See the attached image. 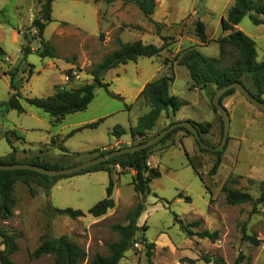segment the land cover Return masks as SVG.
I'll return each instance as SVG.
<instances>
[{
  "label": "rangeland",
  "instance_id": "rangeland-1",
  "mask_svg": "<svg viewBox=\"0 0 264 264\" xmlns=\"http://www.w3.org/2000/svg\"><path fill=\"white\" fill-rule=\"evenodd\" d=\"M232 5L233 0H156L152 19L161 26L158 32L133 0H56L52 7L53 21L44 31V39L54 54L51 58L40 56L43 47L32 25L39 14L40 0H0V102L9 100L11 74H14V83L25 109V113H18L7 105L0 107V155L12 151L9 144L12 142L17 147L20 161L45 156L42 160L57 162L66 168L97 157L102 151L138 144L140 139L117 142L112 132L115 126H121L128 130L122 140L131 139L130 127L150 109L137 91L162 76L174 77L170 95L184 105L174 116L170 112L163 114L149 138L171 121L180 122L177 120L189 115L192 119L214 124L216 139L204 138L208 144L217 146L221 141V120L211 105L216 86L211 85L207 90L208 97L206 91L193 88L188 70L180 66L175 57L196 49L206 57L217 58L218 40L231 33L222 30L221 19L227 16ZM199 21L205 25L209 39L206 44H202L196 34ZM237 29L254 40L257 62L264 61V25L256 26L246 16ZM119 40L123 43L140 40L158 47L167 43L166 49L157 57L140 58L105 73L109 92L120 95L124 101L97 87L88 108L67 115L58 126L51 124L49 115L26 102L27 98H44L57 90H73L93 83L92 70L119 48ZM24 46L32 50L27 56L22 52ZM233 60V55L228 53L224 64ZM244 81L255 93L250 78ZM237 100L250 106L255 113L245 111ZM223 106L230 114V131L224 163L216 176L209 175L215 161L213 154L202 152L195 142L192 147L189 142H175L172 138L151 150L148 164L158 168L162 175L151 183V192L146 196L136 193L133 188L134 171L112 167L115 207L98 218L89 214V210L106 197L109 174L105 171L62 178L49 191L36 182L30 186L17 182L14 216L6 221L0 219L1 227L19 235L18 250L11 256L12 260L16 264H54L52 255L38 259L31 255L44 237L63 235L86 251L87 259L83 264H88L97 254L108 256L109 245L119 239L113 227L127 225L128 213L144 204L145 211L137 219L140 229L119 264H148V252L152 254V264H189L187 259L194 260L195 264H205V255L212 260L207 264H216V257L223 258L224 264H264V205H258L257 212H253V206L248 204L229 205L223 192L229 172L254 178L248 180L245 177L244 181L242 176L236 177L235 187L252 191V194L258 191V188L253 189L254 180L264 181V113L237 92L225 98ZM100 119L103 122L97 128L84 129L67 137L74 129L73 123H94ZM54 136L57 142L62 141L61 145L68 153L52 144ZM103 145L105 149H101ZM91 151L98 154H90ZM189 158L202 175L203 182L190 165ZM187 197L190 202L186 201ZM53 208L80 210L84 215L71 219L55 213ZM175 215L184 225L203 220L200 227H191V230L194 233L219 231V240L212 243L197 236L189 237L175 220ZM242 227L248 235L259 240L258 246L242 240ZM144 237L152 244L151 249L145 246ZM4 248L0 237V251ZM241 255L243 259L239 260Z\"/></svg>",
  "mask_w": 264,
  "mask_h": 264
},
{
  "label": "trees",
  "instance_id": "trees-1",
  "mask_svg": "<svg viewBox=\"0 0 264 264\" xmlns=\"http://www.w3.org/2000/svg\"><path fill=\"white\" fill-rule=\"evenodd\" d=\"M54 1L56 0H40L41 6L39 14L32 23L33 27L36 28L38 32L37 37L39 38L40 44L43 47V50L40 53L41 57H54L49 43L44 39V31L47 25L53 21L52 7ZM133 1L138 6L139 10L144 14V16L148 18L150 22L154 23L158 29V32H160V24L153 21L152 19V16L156 10V0ZM246 16L250 18L254 25H264V0H233V5L229 9L227 16L221 19L222 30L230 31L231 33L218 40L219 56L217 58L206 57L199 53L196 49H189L182 54H177L175 59L180 66H184L188 70L190 78L193 82V88L209 90L211 85H215L217 91L228 84L236 82L243 84L247 88L244 79L250 78L252 85L256 89V92L254 93L248 88L247 90L255 98L264 102V61L261 63L257 62V52L254 40L244 34L241 30L237 29L238 25ZM196 34L202 44H206L209 41L206 35L205 25L201 21L197 23ZM166 47L167 43H164L162 46L158 47L153 44H145L140 40L132 43H123L119 40V48L105 56L104 59L92 70L91 75L94 77L93 83H86L83 86L73 90H57L53 95L44 98H27L26 102L29 105L41 110L43 113L49 115L51 118V124L53 126H58L63 122L67 115L85 111L90 103L94 100L95 89L97 87L104 88L109 92V84L106 83L104 79H101V77H104L106 72L115 69L120 65L128 64L129 62H137L140 58L157 57L163 50L166 49ZM228 49L230 50L228 51ZM31 51L32 50L29 46H24L22 49V52L25 56L30 54ZM228 53L233 55L234 60L229 64H224L225 56ZM11 75L12 80L10 88L12 89V94L7 102H0V107L7 105L9 109L16 110L18 113H25V109L21 103V93L14 83V74ZM173 82V76H162L148 82L144 86L140 93V97L146 99L147 103L150 105V111L146 115L140 117L138 119L137 125L131 128L130 134L133 140L140 139V143H143L150 139L151 137L149 138V136L156 127L162 115L169 112L175 114L181 108V106L184 105V103L180 102L178 98L170 95V86ZM235 93L236 91L234 89L229 90L221 98V104L223 105V100L225 98ZM109 94L115 99L124 101V98L120 95H116L111 92H109ZM212 109L216 114H218L216 108L213 105ZM219 118L221 120L222 139L223 122L220 116ZM102 122L103 119H100L97 122L79 127L71 131L67 137H71L75 133L83 131L84 129L97 128ZM191 122L196 125L202 139L208 144L204 137L210 136L212 134L213 125L211 123ZM173 123L175 122L171 121L168 126ZM166 128H163L162 130ZM179 131L186 132L188 135L194 138V136L185 128H178L166 136L157 145L162 142L170 141ZM125 133L126 131L121 126H115L112 132V134L117 139H119ZM61 143L62 141L57 142V137H52V144L59 146L63 153H68L66 148L63 147ZM195 143L202 152L213 154L215 156V161L213 162V165L209 171V175L216 176L223 163V155L226 147L222 152L212 153L208 150L202 149L196 140ZM9 144L11 146L12 152L6 157L0 156V164L11 165L17 163H28L50 169L65 168V166L62 164L57 162L49 163L42 160L41 158H33L30 161H20L17 158V148L14 147L12 142H9ZM155 146L133 154L115 157L106 163L89 168L83 172L64 177H48L28 170L0 171V219L6 221L13 218L17 205L16 199L14 197L15 185L19 181L23 182L27 186H30L32 182H36L39 187L49 191L56 184V182L62 178H69L99 171H105L109 174V185L106 190V197L96 203L89 210V214L96 218L104 216L110 209L115 207V201L113 199V191L115 187L112 168L113 166H118L124 171L131 170L135 172V175L132 178V184L136 193L146 196L151 192V183L154 180L159 179L162 175L158 168H152L148 164L151 150ZM109 152L110 151H102L100 154H98V152L95 151L91 152L90 154L97 153V157H99ZM189 160L190 165L193 167L196 174L203 182L202 175L198 172L197 167L193 164L191 158H189ZM226 199L229 205H236L247 201H252L254 203L253 212H255L258 205L264 202V181L261 183L260 196L257 199H254L249 193L234 189H230L228 191ZM186 201L190 202L191 199L187 197ZM53 211L59 215L67 216L71 219H78L84 215L82 211L73 210L70 208H53ZM144 211V204H139L134 210L128 213L127 217L129 223L127 225H115L113 229L118 233L119 239L109 245V255L101 256L97 254L88 262V264H119L124 258L125 253L132 247L134 243V237L137 231L140 229L137 225V219ZM175 220L180 223L181 228L188 234L189 237L197 236L200 239H208L212 243H215L220 238L219 231L211 232L209 230H203L194 233L191 230V227H200L204 223L203 220L194 221L189 225H184L182 220H180L177 215H175ZM241 233L242 240L250 243L253 246L259 245V240L255 236L248 235L245 227H242ZM0 237L3 240V245L5 247L3 251H0V263L16 264L12 260L11 256L18 250L16 241L19 238V235L9 233L0 226ZM143 240L145 242V246L151 249L152 244L147 242V238L144 237ZM47 255H52L54 257V264H83L87 259L86 251L73 242L67 235H63L59 238L44 237L39 247L32 253L31 257L33 259H38ZM151 256V252H148V264H152ZM242 259L243 255L240 256L239 260ZM203 260L205 264L212 261L206 255L203 256ZM214 260L216 264H224L225 262L223 258L218 257L214 258ZM187 261H189V264H195L194 260L187 259Z\"/></svg>",
  "mask_w": 264,
  "mask_h": 264
},
{
  "label": "water",
  "instance_id": "water-1",
  "mask_svg": "<svg viewBox=\"0 0 264 264\" xmlns=\"http://www.w3.org/2000/svg\"><path fill=\"white\" fill-rule=\"evenodd\" d=\"M101 79H104V77H101ZM231 89H234L249 104H251L253 107H255L256 109L264 113V102L255 98L243 84L236 82V83L228 84L218 89L212 98V105L216 108L223 122V136H222L221 142L217 146H211L205 143L196 125H194L191 121L185 120V121L175 122L171 124L166 129L152 136L150 139H148L147 141L143 143L133 145V146H128V147L117 149V150H113L105 155L81 162L79 164H76L70 167H66L62 169H50V168H45V167L34 165V164L17 163V164H11V165L0 164V171L28 170V171H33V172H36L38 174L48 176V177L70 176V175L83 172L97 165L106 163L115 157H119V156L126 155V154H133V153L151 148L157 145L166 136H168L170 133H172L178 128H185L189 133H191L194 136L196 142L199 144V146L202 149L208 150L212 153L222 152L225 149L226 144L228 143V139H229L230 114L227 111V109L221 104V98Z\"/></svg>",
  "mask_w": 264,
  "mask_h": 264
},
{
  "label": "crops",
  "instance_id": "crops-1",
  "mask_svg": "<svg viewBox=\"0 0 264 264\" xmlns=\"http://www.w3.org/2000/svg\"><path fill=\"white\" fill-rule=\"evenodd\" d=\"M146 85V84H145ZM145 85H142L139 89H138V96L140 97V93H141V91L143 90V88H144V86ZM201 91H206V97H208L207 96V90H201ZM198 93H200V92H198ZM238 101V103L240 104L239 106H242V108L245 110V111H247L248 113H255V112H253V110H252V108L250 107V106H247L246 104H244V103H242V102H240V100H237ZM242 101V100H241ZM147 107H149L150 108V105L147 103ZM149 111H150V109H149ZM176 114V113H175ZM175 114H173V116L175 115ZM161 119V118H160ZM138 120V119H137ZM182 120H188V121H194V122H197V123H210V122H208V121H205V120H202V119H198V120H196V119H192V117H190L189 115H186V116H183L181 119H179V120H177V121H182ZM159 122V121H158ZM173 122H176V121H173ZM137 123V122H136ZM87 124H90V123H81V122H76V123H73L72 125H71V127H73L74 129L73 130H75V129H77V128H79V127H82V126H84V125H87ZM158 124V123H157ZM170 124V123H169ZM213 126H214V124L213 123H211ZM217 124H218V119H217ZM137 124H135L134 126H132V127H135ZM132 127H130V129H129V132H130V130H131V128ZM156 127H157V125H156ZM216 127H217V129H218V125H216ZM124 129V128H123ZM126 132L128 131V130H126V129H124ZM213 130H214V127H213V129H212V134L209 136L210 138H212V139H216V134L217 133H215V132H213ZM59 135V134H58ZM58 135H56V136H58ZM124 135V134H123ZM122 135V136H123ZM131 135V134H130ZM56 136H54V137H56ZM60 136V135H59ZM122 136L119 138V139H117L116 138V140L115 141H117V142H131V140H132V137H131V139L130 140H128V141H124V140H122ZM174 139H175V142H189L191 145H192V147H193V142H195V140H194V138L193 137H191L190 135H188L186 132H183V131H179L178 133H176L175 135H174V137H173ZM207 138V137H206ZM14 145V144H13ZM14 147H16L15 145H14ZM17 148V147H16ZM101 149H105V147H104V145L101 147ZM12 152V151H11ZM10 152V153H11ZM92 152V151H91ZM9 153V154H10ZM8 154V155H9ZM1 156V155H0ZM5 156H7V155H4V156H2V157H5ZM40 158L41 159H45V156H40ZM223 163H224V160H223ZM222 163V164H223ZM222 166V165H221ZM221 168V167H220ZM220 170V169H219ZM88 174V173H87ZM240 174H234L233 172H229L228 173V178L226 179V183L224 184V186H223V192H224V197H225V199L227 198V193H228V191L230 190V189H234V190H238V191H241V192H245V193H249L254 199H257V198H255L256 196H258V195H260V187H261V181L262 180H259V181H257L256 179L254 180V188L253 189H255V188H258V191H257V193L256 194H252V191H249V190H244V189H242V188H239V187H235V185L237 184V180H236V177H238ZM242 176V179L241 180H244L245 179V177H246V179H248V180H253L254 178H251V177H249V176H245V175H241ZM241 176H239V177H241ZM244 181H246V180H244ZM252 189V190H253ZM226 201H227V199H226ZM251 205V206H253V208H254V203L252 202V201H247V202H244V203H240V204H236V205H234V206H241V205ZM263 205H264V202L262 203V204H260V206L261 207H263ZM257 212V211H256Z\"/></svg>",
  "mask_w": 264,
  "mask_h": 264
}]
</instances>
